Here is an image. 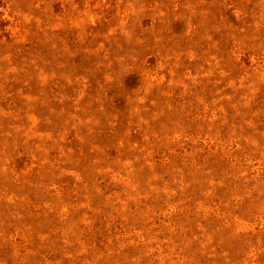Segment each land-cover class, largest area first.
I'll use <instances>...</instances> for the list:
<instances>
[{"label":"rangeland","instance_id":"obj_1","mask_svg":"<svg viewBox=\"0 0 264 264\" xmlns=\"http://www.w3.org/2000/svg\"><path fill=\"white\" fill-rule=\"evenodd\" d=\"M0 264H264V0H0Z\"/></svg>","mask_w":264,"mask_h":264}]
</instances>
